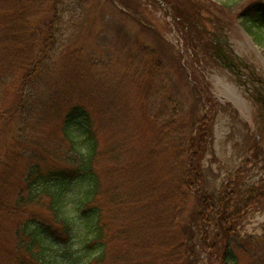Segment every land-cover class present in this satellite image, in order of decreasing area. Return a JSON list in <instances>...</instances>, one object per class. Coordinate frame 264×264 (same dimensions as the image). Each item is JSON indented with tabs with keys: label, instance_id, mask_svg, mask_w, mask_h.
I'll return each mask as SVG.
<instances>
[{
	"label": "trees",
	"instance_id": "obj_1",
	"mask_svg": "<svg viewBox=\"0 0 264 264\" xmlns=\"http://www.w3.org/2000/svg\"><path fill=\"white\" fill-rule=\"evenodd\" d=\"M129 1L135 7L141 2L156 4L150 0H0V92L17 93L15 114L21 108L24 89L34 90L26 103L35 109L34 103L39 102L35 81L41 75L40 68L56 53L61 56L66 52L65 43L70 39L67 28L84 20L86 9L92 11L90 20L98 21L96 7L110 4L118 8L119 15L110 28L115 36L108 44V56L115 69L123 65V84L130 83L141 99L152 93L151 98L158 101L159 111L151 118L148 115L149 120L166 118L160 131L159 124L155 125L153 137L143 148L135 145L139 139L136 127L128 128L113 120L117 139L109 145L107 170L99 173L96 162L104 156L89 111L68 98L65 107L55 109L61 95L57 88L63 87H54L48 102L42 104L37 124H47L52 119H44L50 113H59L56 132L65 153L54 157L46 152V146V151H39L23 130L18 134L26 139L16 138L12 147L8 143L0 145V166L11 177L4 176L0 181V216L17 219L19 227L9 232L0 223V264H74L78 248L71 240L78 230V247L83 253L94 251L93 264H197V247L207 253L209 264H264V230L242 235L239 229L248 215L264 212V178L242 191L245 168L236 180L223 182L220 194L206 193L202 161L212 140L211 123L218 105L206 99L201 107L185 111L172 96L179 82L183 80L184 88L188 84L184 74L178 78L186 69L180 64L182 56L173 55L163 38L139 18L134 21L138 31L133 38L131 34V42L126 33L122 34L128 17L134 19L128 15ZM242 9L247 29L264 28L261 0H252ZM178 17L186 29L182 35L185 47L197 52L192 40L197 41L198 32V40L209 47L210 53L212 45L196 28L195 19ZM190 28L197 31L195 35L189 33ZM143 35L151 36L156 45L147 43ZM95 82L98 88L111 84L118 88L116 77L115 83L89 80V86ZM194 91L202 99L204 91L197 85ZM73 92L69 84L62 93ZM163 107L170 109L162 113ZM202 109L207 110L200 114ZM4 122L10 125L13 116ZM164 135L170 138L167 143L160 142ZM256 143L254 139L252 145ZM26 147L35 152L24 151ZM10 151L16 152L15 158L4 156ZM25 155L20 163L29 165L16 168V159ZM43 156L49 157L51 167L46 162L44 166ZM248 163L253 167L261 163L264 170V160H258L257 155ZM16 172L19 183L12 188ZM154 173H159L158 177L149 180ZM140 175H145V182ZM71 188L73 193L68 195ZM42 199L48 200L46 218L35 210ZM68 202L73 205L68 206ZM186 230L189 235L184 233Z\"/></svg>",
	"mask_w": 264,
	"mask_h": 264
},
{
	"label": "rangeland",
	"instance_id": "obj_2",
	"mask_svg": "<svg viewBox=\"0 0 264 264\" xmlns=\"http://www.w3.org/2000/svg\"><path fill=\"white\" fill-rule=\"evenodd\" d=\"M159 1L163 9L159 6H150L146 2H141L140 7H135V4L129 1L131 6L129 10L127 9L128 15L134 19L128 17L127 27L122 34L125 35L126 33L128 40L131 34L132 38L137 35L138 27H134V21L139 18L145 24L148 23L150 25L151 29L156 32V36L158 33L159 36L164 38L165 47H168L173 55L183 54L184 58L180 64L184 65L186 69L184 70L185 73L178 74V78H183L184 74L185 78L187 76L185 81L189 80V84L184 88L183 80L179 82L176 91L172 92V96L179 100L185 111H190L191 107H201L203 101L204 104L206 103V99L211 100V105L216 104L219 106L212 127V141L202 161L206 193L220 194L223 182L236 180L245 168L246 173L242 176L240 185H242L241 190L246 191L249 189L248 185H255L256 182L264 178V170L261 168V163L255 167L248 163L255 155H257L258 160H264V113L261 114L257 111L260 106L264 109V106L258 101L257 103H252L248 99L251 97L249 91L252 90L248 86L253 82V75L251 78H245L244 81H237L233 74L219 66L215 59L214 61L212 60L215 52H213L212 58L208 53L209 47L204 46L198 40L199 34L197 31V41L194 42L192 40L197 52H191L192 54H190L188 49L183 47V41L180 38L181 26L173 27L172 17L185 16V18L197 19L198 22L203 17L210 19L216 29L214 33L218 34L219 38L225 36L232 50L241 60L247 63L249 68V65L253 66L256 76L264 80V29L254 28L250 32V36H248L240 27L241 18H236V14L241 8L247 4L249 5L252 0ZM232 1L234 2L232 3ZM261 1L264 3V0ZM95 11L100 15L99 18H96L98 21L90 20L91 9L84 10V20L67 28L70 39L65 43L64 51L66 52H63L61 56L56 53L49 61L42 64L39 71L41 75L35 81V91L39 96V102L34 103L36 111L32 106H29L30 103H26L30 93L34 96V90L30 92V90L24 89L21 94L22 105H20L19 113L16 114L14 111L16 110L17 93L14 91L0 92V145L8 143L9 147H12L16 144V138L18 140L26 139L18 134L20 130H23L22 134L28 139L32 137L33 139L30 141L38 145L39 151H46L44 150V146H46L49 150L46 152L54 157L65 153L59 146L60 143L58 144L59 133L56 132V127L58 129L60 123L59 113L57 111L55 115L50 113L48 118L44 119L46 121L52 119L49 123L41 125V122H39L37 124V121L41 120L40 111L42 104L48 102L49 94L57 86H62L63 88H57L61 90V92H58L61 95L60 100L54 105L55 109L60 106L65 107V100L68 98L70 101L76 100L89 111L99 141L100 153L101 156H104L97 159L96 162V170L99 173L107 170L109 145L117 139L114 121L122 126L124 125L128 128L133 126L139 130V139L135 142L137 148L145 147L147 142L151 140L157 123L160 131L163 125L162 122H166V118L161 117L157 122H152L148 118V115H151V118L153 114L159 111L158 101H154L153 97L151 98L152 93L141 99L138 93L133 91L130 83L123 84L121 82L125 77L123 65L115 69L116 65L108 56V44L112 42L111 40L115 36L114 33L110 32V28L115 25L114 22L119 15L118 8L110 4H101L96 7ZM198 13L201 14L200 17H197ZM205 28L212 30L209 25ZM189 30L190 34H196L193 29L190 28ZM143 37H147V43L153 47L156 45V42L151 40V36L143 35ZM190 55L194 57H190ZM127 66H130V64H127ZM244 66L246 67V65ZM34 77L33 75L32 80ZM115 77L118 81V88L116 89L111 82L109 83L112 87L98 88V82L92 83L94 86H89V80L104 79L115 83ZM247 81L251 83L248 84ZM69 84L74 92L64 95L62 92L65 91ZM194 85H199L198 87L204 91L202 99H199V93L195 96ZM173 89L175 90V86L172 91ZM119 93L123 94L118 96ZM168 97L170 98V95ZM118 106L127 107V109L125 108L127 111L125 109H117ZM167 108L170 109V107H163L162 113ZM203 110L206 109L200 110V114H203ZM120 112L122 114H119L118 117L117 114ZM10 115L13 116V122L10 125H6L4 120L8 121ZM37 125L38 127H36ZM112 137L113 140H111ZM254 139H259L258 145L257 143L252 145ZM169 140V136L164 135L161 137L160 142L167 143ZM23 150L30 154L35 152V150L27 147ZM4 156L15 158L16 152L10 151L5 153ZM27 156L16 159V168L17 165L24 168L29 165L20 163V160ZM43 162L44 166L46 162L48 168L52 166L49 157L43 156ZM59 167H62V165L59 164ZM158 175L159 173H154L149 180L157 178ZM4 176H8L11 179L8 172H5L0 166V181ZM140 177L142 176L140 175ZM144 177L145 175L142 177L143 182H145ZM18 183L19 176L16 172V183L12 181V188L17 186ZM73 188L69 189L68 195L73 193ZM11 192L12 189L10 190ZM40 202L35 210L40 211L42 213L41 216L46 218L49 216V211L47 210L48 200L42 199ZM67 205L71 207L73 204L68 202ZM0 223L9 232L14 230L15 227L16 229L19 228L17 219L14 218L0 216ZM239 229H241L242 235L260 234L264 230V212L256 211L254 214L248 215L243 222V226ZM79 231L75 232V238L71 240L73 241V246L77 244L78 248L74 264H87L85 262L89 260V264H93L92 261L96 257L93 256L94 251L88 250L83 253L81 248H79L80 246L78 247L77 235ZM184 233L189 235L190 231L186 230ZM16 245H20L18 241H16ZM195 254L198 256L197 264H209L207 253L201 251L199 247L195 249ZM58 262L59 264H71L68 261Z\"/></svg>",
	"mask_w": 264,
	"mask_h": 264
},
{
	"label": "flooded vegetation",
	"instance_id": "obj_3",
	"mask_svg": "<svg viewBox=\"0 0 264 264\" xmlns=\"http://www.w3.org/2000/svg\"><path fill=\"white\" fill-rule=\"evenodd\" d=\"M214 39L216 43V50H217V56H218V61L225 62L226 63V68H229L234 75L236 76H242L245 78L246 73L245 71L246 67L241 64V62L238 61V59H232V52L231 50L227 47V39L223 38L220 39L214 34ZM250 76V75H249Z\"/></svg>",
	"mask_w": 264,
	"mask_h": 264
}]
</instances>
